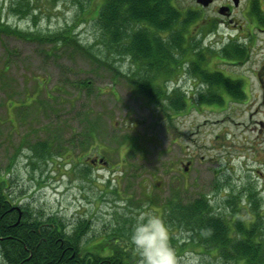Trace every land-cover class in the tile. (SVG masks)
Returning <instances> with one entry per match:
<instances>
[{
  "label": "rangeland",
  "instance_id": "374dc122",
  "mask_svg": "<svg viewBox=\"0 0 264 264\" xmlns=\"http://www.w3.org/2000/svg\"><path fill=\"white\" fill-rule=\"evenodd\" d=\"M105 2L0 0V180L8 178L13 201L60 217L70 229L88 221L81 244L100 251L106 246L104 255L115 248L114 254L127 253L137 264L130 233L138 213L150 210L169 226L177 264H249L192 240L195 232L168 206L202 199L210 213L229 222L231 234L240 222L264 246V96L252 75L264 68V34L254 37L255 44L245 39L237 29L246 25L242 7L218 12L226 0L201 12L188 11L197 10L193 1L177 0L182 24L175 29H183L184 39L172 59L187 65L176 72L170 62L169 72L147 74L99 30ZM195 14L198 19L188 23ZM135 27L126 29L134 34ZM8 29L25 37L7 35ZM68 31L92 56L59 38ZM209 32L213 41L205 42ZM235 35L253 47L250 63L234 68L251 80L252 92L241 103L215 108L200 102L205 86L189 72L190 60L209 68L226 56L223 44ZM225 37L221 47L212 46ZM144 75L164 87L167 98L155 102L141 91L134 82ZM216 95L205 94L211 100ZM47 142L59 145L46 158L36 156ZM85 151L108 156L111 165L86 163ZM0 264H7L2 256Z\"/></svg>",
  "mask_w": 264,
  "mask_h": 264
},
{
  "label": "trees",
  "instance_id": "16d2710c",
  "mask_svg": "<svg viewBox=\"0 0 264 264\" xmlns=\"http://www.w3.org/2000/svg\"><path fill=\"white\" fill-rule=\"evenodd\" d=\"M78 3L82 6L81 1ZM181 11L175 7L171 0H106L105 4L100 8L98 12V25L99 30L106 36V39L111 45H121L123 58L132 60L140 69L144 68L147 74L164 73L170 71V65H175V70L179 71L180 66L183 65L184 59L180 62L175 60L172 54L174 49L180 48L183 43V29H175V27L181 23ZM194 16V15H193ZM198 15L188 21V23L195 18L198 19ZM1 25V23H0ZM135 27V33H131L126 29L129 27ZM1 30V28H0ZM180 31V32H179ZM7 35H17L18 38H24L23 34L11 29L3 31ZM164 33H168V36H163ZM67 34V36H66ZM61 40H71L75 45V49L86 52L89 56L90 51L74 39L72 32L68 31L65 35H61ZM55 42L58 40L54 39ZM54 42V43H55ZM186 42V40H185ZM112 47V46H111ZM189 53L185 48L184 52ZM170 62H173L172 64ZM189 64V63H188ZM192 63L190 60L189 72L196 73V78L201 81L215 85L228 84L226 81H222L221 78L216 77L219 73H210L204 71ZM187 65V63H186ZM185 65V66H186ZM192 69V70H191ZM142 73V74H146ZM148 75H144L139 81H135V85L141 89L149 98L157 102L162 96L165 95L164 87L160 88L157 84L151 80L148 82L146 79ZM131 77H128L129 81ZM132 82V81H131ZM236 98V96H233ZM241 97H237L240 99ZM205 104L219 103L223 104V100L216 95L212 100L206 98L201 94V101ZM231 101H229L230 103ZM185 104V103H184ZM56 142V141H55ZM59 145L53 143V146L49 148V142L47 144L41 143L39 147L42 149L36 151V156L46 158L51 155V147ZM85 145V144H84ZM88 143H86V146ZM38 147V150L40 148ZM103 151H106L102 149ZM54 152H52L53 154ZM8 178L0 180V256L4 258L7 264H133L131 256L122 253L114 254V244L112 254L104 255L106 246L102 248L103 251L96 249L85 248L81 240L87 234L89 229L88 221L82 220L72 225L69 228L67 222L62 218L51 215L46 216L43 212L35 210V221L28 224L26 229L18 230V226H14V222L17 221L16 216H12L11 213H5V211L11 208L9 202L5 201V198L9 195L6 182ZM2 187H5L4 189ZM207 202V201H206ZM202 199L196 200L186 205H181L180 209L177 207L170 208L176 219L180 222V225L191 232H195V237L191 239L199 240L206 245L221 249L225 258L230 260L241 261L248 260L249 264H264V259L260 262L261 256L264 258V246L260 239H255V233L245 228L240 222L237 223V229L230 233L231 226L229 222H226L217 216H214L211 210L208 209V205H204ZM206 207V208H204ZM28 210L32 212L30 207ZM5 213L3 218L1 215ZM196 216V221L195 220ZM46 224H50L45 226ZM243 228V229H242ZM260 228V225L258 226ZM259 230V229H258ZM234 234V235H233ZM25 241L32 250H37L38 254L29 258L24 254V244H18L19 240ZM43 239L48 241V244L44 243ZM197 240V241H198ZM256 240V241H254ZM105 245V244H104ZM107 246H109L107 244ZM87 250L86 255L81 253ZM242 251L245 255L240 254ZM63 252H65L63 254ZM72 254H75L72 257ZM244 258V259H243Z\"/></svg>",
  "mask_w": 264,
  "mask_h": 264
},
{
  "label": "flooded vegetation",
  "instance_id": "af4514ba",
  "mask_svg": "<svg viewBox=\"0 0 264 264\" xmlns=\"http://www.w3.org/2000/svg\"><path fill=\"white\" fill-rule=\"evenodd\" d=\"M177 1V0H172ZM194 3L197 4V10H188V11H200L203 10L202 6L198 4V0H191ZM218 0H212L213 2H216ZM234 0H226V4L221 5V9H218V12L223 13L224 15H230L233 12V7H242L241 16L242 19L246 21V25L240 26L237 28L238 30L245 31L247 33V36L244 37L252 44H255V39L257 34H264V0H239V3L237 6L234 5ZM247 2V3H246ZM244 3L246 5H244ZM211 4V5H212ZM209 7V6H208ZM182 12V11H181ZM249 35H251L249 37ZM228 43L223 44V53L226 55V57L223 58H216L214 59L216 61V64L210 63L211 66H208L207 70L211 73L218 72L219 74L216 75V77L221 78V80L226 81L228 84L225 85H215L212 86L211 84L205 85V91L208 92H214L215 94L220 97L224 105H220L219 103H214V105H211L213 107H219L222 106L224 109L225 105L229 101H232L233 103L236 101V103H241V100H235L233 99V96L236 97H247V95L251 94L252 89L249 84L251 82L250 79L246 80V77L242 75H237L236 71L234 70L235 67L238 66H244L247 63H250L252 56L250 51L252 50L251 47H247L242 41V38L240 36L235 35L232 36L231 39H228ZM233 55V57H230ZM241 56V57H239ZM264 66V63H262ZM213 66H222L221 69L213 68ZM254 77V82L256 85H258L259 90L261 93H263L264 96V68L262 65L260 66L257 73L252 74ZM224 106V107H223ZM222 109V110H223ZM221 110V111H222ZM83 161H86V163H90L92 166H108L111 165V160L108 156L98 154L95 157H89L88 152H84L82 155ZM188 164H191V161H188ZM191 162V163H190ZM261 187V186H260ZM262 188V187H261ZM12 195H9L5 198V201L9 202L11 205V208L7 209L5 213H11V215L14 217H17V221L14 222V226H18V230L26 229L27 223L30 224L32 221H35L36 214L33 212H30L28 210V205L23 204L21 202H15L12 200ZM1 215L3 218L4 214ZM50 225L46 224L45 226ZM45 241L44 243L48 244V241L46 239H43ZM18 244H24V254H26L29 258L33 257L35 254H38L36 249L32 250L27 243L22 241L21 239L18 241ZM89 251L84 250L81 254L86 255ZM65 252H63L64 254ZM75 254H72V257H74Z\"/></svg>",
  "mask_w": 264,
  "mask_h": 264
},
{
  "label": "clouds",
  "instance_id": "9594fccd",
  "mask_svg": "<svg viewBox=\"0 0 264 264\" xmlns=\"http://www.w3.org/2000/svg\"><path fill=\"white\" fill-rule=\"evenodd\" d=\"M214 35L209 32L204 36V41H213ZM226 42L225 37L224 40L216 41L212 46L219 48ZM169 237V226L160 215L150 210L140 211L135 217L130 233L133 251L140 257L137 264H177V254L170 245Z\"/></svg>",
  "mask_w": 264,
  "mask_h": 264
},
{
  "label": "water",
  "instance_id": "95a60500",
  "mask_svg": "<svg viewBox=\"0 0 264 264\" xmlns=\"http://www.w3.org/2000/svg\"><path fill=\"white\" fill-rule=\"evenodd\" d=\"M198 1L205 6L209 5L208 3H211V0H198ZM234 2H236L237 4L238 0H235Z\"/></svg>",
  "mask_w": 264,
  "mask_h": 264
}]
</instances>
